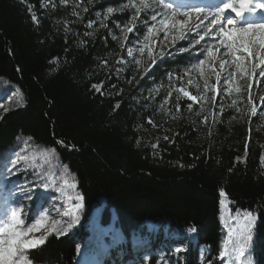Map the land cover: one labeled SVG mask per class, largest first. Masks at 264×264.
<instances>
[{
    "label": "trees",
    "instance_id": "1",
    "mask_svg": "<svg viewBox=\"0 0 264 264\" xmlns=\"http://www.w3.org/2000/svg\"><path fill=\"white\" fill-rule=\"evenodd\" d=\"M47 1L0 0V81L23 99L0 117V155L20 138L54 150L89 218L82 230L53 235L30 252L33 264H223L222 253L235 241L222 226L223 202L232 217H255L249 246L253 264H264V144L254 123L224 117L210 143L200 145L183 122L157 153L139 89L119 95L104 69L116 51L110 37L101 31L80 42L65 30L67 9L59 0L44 9ZM174 58L155 64L140 90L164 88L170 73L193 62L188 53ZM253 65L259 67L249 57L250 74ZM113 217L106 237L101 228Z\"/></svg>",
    "mask_w": 264,
    "mask_h": 264
},
{
    "label": "rangeland",
    "instance_id": "2",
    "mask_svg": "<svg viewBox=\"0 0 264 264\" xmlns=\"http://www.w3.org/2000/svg\"><path fill=\"white\" fill-rule=\"evenodd\" d=\"M188 1L191 2L187 4ZM141 2L59 0V6L66 8L70 16L65 23L68 35L78 36L80 42L85 43V40H94L101 31H105L115 44L116 51L103 63L104 69L109 80L119 84V95H128L139 89V98L146 102L147 137L153 145H157L153 149L158 153L159 145L168 142L172 130L183 122L198 133L200 145L208 144L214 126L224 117L237 125L253 122L264 144V77L260 75L264 65L259 62V58L264 57V48L256 44L250 57L255 58L259 67L250 74L249 56L243 52L236 53L242 58L241 70H238L231 50L220 43L223 38L221 27L229 31L233 27H245L249 21L241 23L236 14L227 9L220 14L216 24L210 23L216 18V10L228 0H143L147 8L141 7ZM233 2L239 9V4L235 0ZM56 7V0H48L44 4V9ZM109 8L113 9L112 13H108ZM195 8H203L204 11L197 13ZM228 18L234 20L233 25L227 24ZM126 26L134 30L123 31ZM255 31L259 36V30ZM199 35H203L204 39L199 40ZM209 49L215 53L214 56L209 57ZM185 53L193 58V62L178 72L170 73L164 88L153 86L140 90L155 64L175 60L174 55ZM221 63H224L223 68ZM184 92L196 99H189ZM21 105L23 99L19 90L0 81V117ZM13 160L16 161L15 166L12 165ZM261 164L264 167V156ZM12 168L13 172L8 177L14 191L8 189L7 184L0 187V221L9 216L12 209L19 207L21 211L18 215L24 227H32L36 219L46 218L63 229L59 234L47 230L31 238L44 237L47 241L53 235H70L83 229L84 222L89 218L83 198L73 175L54 150L37 145L31 139L20 138L10 150L0 155V180ZM226 204L222 203L221 222L228 237L232 236L231 240L235 241L229 243L228 249L221 255L223 264H253V252L249 245L253 240L255 221L250 228L252 238L247 240V234L242 232L246 216L232 217ZM112 219L108 226L101 228L106 237H110L115 229L116 218ZM90 226L93 237H97V222L92 221ZM146 227L150 232L154 225L148 223ZM241 248L244 255H240ZM34 250H30L28 256ZM204 252V249L200 251V260Z\"/></svg>",
    "mask_w": 264,
    "mask_h": 264
},
{
    "label": "snow or ice",
    "instance_id": "3",
    "mask_svg": "<svg viewBox=\"0 0 264 264\" xmlns=\"http://www.w3.org/2000/svg\"><path fill=\"white\" fill-rule=\"evenodd\" d=\"M235 3L239 4V9L234 6L233 0H228V2H225L222 7L218 8L216 10V18L210 21L212 24H216L219 20L220 14H223L225 10L231 9L232 12L236 14V16L241 15V10L244 8V6L247 4V0H235ZM261 5H256V7H260ZM141 7L147 8L148 5L143 3V0L141 2ZM254 9H249V11H252ZM108 13H112L113 9L109 8ZM139 11V9H137ZM195 12L200 13L203 12V8H195ZM155 19L156 17L153 15L152 17ZM33 20H36L37 18L35 16L32 17ZM135 20V17H133V21ZM228 25H233L234 20L231 18L227 19ZM184 25H181L183 27ZM134 29L133 27H125L123 31L126 32H132ZM259 30L260 35L257 36L256 31ZM151 32L152 30L149 29ZM220 32L222 33L223 38L220 40V43L226 48L231 50L234 59L236 61V68L238 70H241V61L242 58L239 55H236L238 52L246 53L249 57L253 55L254 49L256 47V44L258 43L261 48H264V24H252L248 23L245 27L242 28H235L233 27L229 31H225L224 28H220ZM255 37V39H253ZM204 36L199 35V40H203ZM199 40L197 43H199ZM209 57H212L215 55L211 49L208 50ZM259 62L261 65H264V57L259 58ZM220 67H224V63L220 64ZM257 65H253V72ZM260 75L264 77V69L261 70ZM207 83V81H206ZM93 87H96L95 85ZM251 87V86H249ZM185 96H188L189 99H196L194 96H189L187 92H184ZM253 113H255V109L253 108ZM149 123H152L149 121ZM164 139H168V137H165ZM157 145H153V148H156ZM16 161H12V165L15 166ZM67 183V182H65ZM70 187L72 185H69ZM221 196H224L225 193L221 191ZM21 211V209L14 208L11 210V213L9 216L5 217L3 221H0V264H33V262L29 259L28 252L32 249H37L40 246H42L46 238L42 237L39 239H34L29 236L30 233L38 232L41 230V228L45 227L43 220H37L35 225L32 227H24L23 226V220L18 215V212ZM246 224L244 225L242 232L246 233V239L250 240L251 237V224L255 217L252 216V214L249 212L246 217ZM48 231L51 233L59 234L63 231L61 227L55 222L48 225ZM179 252V249L176 250ZM223 255V253H222ZM240 255H244L243 249L240 250Z\"/></svg>",
    "mask_w": 264,
    "mask_h": 264
},
{
    "label": "bare ground",
    "instance_id": "4",
    "mask_svg": "<svg viewBox=\"0 0 264 264\" xmlns=\"http://www.w3.org/2000/svg\"><path fill=\"white\" fill-rule=\"evenodd\" d=\"M250 0H247V3L249 2ZM189 2H191V1H188V2H186L187 4H189ZM192 4V7L194 6V3L192 2L191 3ZM245 8H243L242 10H241V14H242V12H243V10H244ZM241 23H244L243 21H244V18H243V16L242 15H240V16H237L236 17ZM12 172H13V168L11 169V170H9L8 172H7V174L0 180V187H3V185H6L7 184V188L8 189H10V190H13L14 191V189H13V185H12V183L10 184L9 183V175L10 174H12ZM8 179V180H7ZM7 190V189H6ZM16 190V189H15ZM8 191V190H7ZM22 193H24V195H26L27 194V192L25 191V190H23L22 191ZM9 201V200H8ZM4 205V204H3ZM5 205H6V203H5ZM36 220H43L44 221V224H45V227H43V228H41V230L40 231H38V232H33V233H30L29 234V236L30 237H36L37 235H40V234H44V233H46V231L48 230V225H50L51 224V222L50 221H48V220H46V218H41V219H36ZM35 220V221H36Z\"/></svg>",
    "mask_w": 264,
    "mask_h": 264
},
{
    "label": "water",
    "instance_id": "5",
    "mask_svg": "<svg viewBox=\"0 0 264 264\" xmlns=\"http://www.w3.org/2000/svg\"><path fill=\"white\" fill-rule=\"evenodd\" d=\"M114 218V217H113Z\"/></svg>",
    "mask_w": 264,
    "mask_h": 264
}]
</instances>
